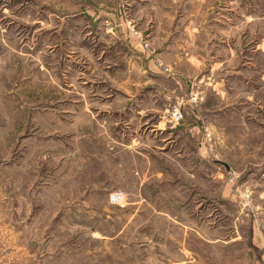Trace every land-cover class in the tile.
Returning a JSON list of instances; mask_svg holds the SVG:
<instances>
[{
	"label": "rangeland",
	"instance_id": "rangeland-1",
	"mask_svg": "<svg viewBox=\"0 0 264 264\" xmlns=\"http://www.w3.org/2000/svg\"><path fill=\"white\" fill-rule=\"evenodd\" d=\"M114 1L0 0V264H264V0Z\"/></svg>",
	"mask_w": 264,
	"mask_h": 264
},
{
	"label": "crops",
	"instance_id": "crops-1",
	"mask_svg": "<svg viewBox=\"0 0 264 264\" xmlns=\"http://www.w3.org/2000/svg\"><path fill=\"white\" fill-rule=\"evenodd\" d=\"M136 2V3H141L140 5L142 6H133V13L131 14L132 17L136 20H139L138 22H141L143 23V26H146V23L145 22H148L149 19H154L155 20V25H156V28H151V31H153L152 35L155 34V32L157 33H162V31L164 30V26H168L171 24V21L173 19V14L169 15V12L171 11H174V9H176V7L174 8H171L168 6V0H131V3L133 2ZM122 0H116V2H112V4H114V7L116 8H113V10L115 11L114 12V17L117 19V21L119 23L123 22V16H122V10H121V3ZM130 2V1H128ZM175 2H177V0H175ZM127 4V3H126ZM131 11V9H130ZM130 15V16H131ZM196 23V20L193 19L191 22H189L188 24L190 25L189 27L193 26L194 24ZM168 33H169V30H168ZM214 38V37H213ZM156 38H154V42H155ZM188 43H191V54H193L190 58H187L185 59L184 61L187 63V64H192V69H194V63H197V61H200L198 60V56H194V55H199V52H197L196 49L193 48V44L195 43V35L194 34H191L190 33V37H188V40H186ZM164 42H165V39H161L160 41V45H164ZM219 54V52H218ZM221 54H225L223 52H220V55ZM167 57H169L168 55H166ZM171 56H172V53H171ZM200 56V55H199ZM223 57H225L224 55H221ZM210 57V56H209ZM213 58V57H211ZM228 57H225V59L223 61H220V62H213L212 65H210V67L212 68L213 71L215 70H218L220 67H224L226 65L229 66V63L227 61ZM183 61V62H184ZM185 63V64H186ZM184 64V65H185ZM218 68V69H216ZM149 69L150 68V65H149ZM182 69H186L185 67H183V64H182Z\"/></svg>",
	"mask_w": 264,
	"mask_h": 264
},
{
	"label": "built area",
	"instance_id": "built-area-1",
	"mask_svg": "<svg viewBox=\"0 0 264 264\" xmlns=\"http://www.w3.org/2000/svg\"><path fill=\"white\" fill-rule=\"evenodd\" d=\"M146 48L149 46L148 44L147 45H144ZM193 100L194 101H197V95H194L193 97ZM170 118H171V121L172 122H175V123H179L180 121H182L184 119V115L181 111V109L179 107H174L171 111H170ZM211 134L208 133V136H210ZM122 196L123 194H114L112 196ZM249 195L248 194H245L244 195V199H245V202H246V199H249Z\"/></svg>",
	"mask_w": 264,
	"mask_h": 264
}]
</instances>
